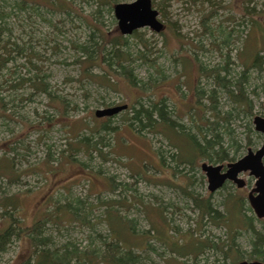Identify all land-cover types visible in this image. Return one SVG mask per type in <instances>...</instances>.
Returning <instances> with one entry per match:
<instances>
[{
  "label": "rangeland",
  "instance_id": "obj_1",
  "mask_svg": "<svg viewBox=\"0 0 264 264\" xmlns=\"http://www.w3.org/2000/svg\"><path fill=\"white\" fill-rule=\"evenodd\" d=\"M133 1L0 0V14L6 16L0 18V28H5L0 40L8 38L24 50L0 72V199L15 202L14 209L6 210L11 216L2 217L0 208V231L11 224L12 233L0 264H22L34 257L28 238L17 233L37 221L45 248L60 254L100 250L112 241L108 211L134 221V234L125 240L140 255V264H237L249 259L252 231L264 234V218L257 220L247 201L254 178L244 173L245 187L227 182L210 193L201 170L203 163L225 168L262 144L253 118L264 117V51H259L257 67L250 61L255 51L264 50L259 30L264 28V0H151L162 31L138 29L125 37L123 47L114 48L110 41L120 33L113 7ZM118 49L142 89L107 71L110 55ZM246 67L243 94L249 110L209 75L220 69L229 89ZM35 75L50 97L28 83L11 87ZM160 99L185 133L201 138L205 133L200 130L217 122L220 146L215 149L222 148L225 160L185 152L176 124L168 133L146 128L138 134L126 121L131 116L127 110L110 118L94 116L96 110ZM102 125L115 130L104 131ZM210 133L207 139L213 138ZM86 137L91 143L103 137L100 153L66 151ZM177 141L179 157H193L190 166L176 165ZM187 194L208 198L222 214V202L230 195L232 207L225 208L229 225L209 223ZM237 201L243 202V214L236 212ZM244 216L252 218L248 228ZM167 243L181 253L173 255ZM196 244L199 251L184 255Z\"/></svg>",
  "mask_w": 264,
  "mask_h": 264
},
{
  "label": "trees",
  "instance_id": "obj_2",
  "mask_svg": "<svg viewBox=\"0 0 264 264\" xmlns=\"http://www.w3.org/2000/svg\"><path fill=\"white\" fill-rule=\"evenodd\" d=\"M21 4L26 2L27 0H20ZM193 1V0H192ZM23 2V3H22ZM46 4V2L44 3ZM6 16H3L0 14V18L2 21ZM253 22V21H252ZM1 23V22H0ZM2 30L5 31V28H0V37L2 34ZM261 31V44L262 48L264 49V28H259ZM162 31V30H161ZM160 31V32H161ZM159 32V33H160ZM134 33V32H133ZM132 33V34H133ZM131 34V35H132ZM130 36V35H128ZM127 36H122L121 34L115 38H113L110 43L111 45L115 47H123L126 44V38ZM121 49V48H119ZM116 50L114 53L112 52V55H110L109 60L111 62L107 63V71L111 74L117 75V76H123L126 80V82L131 86V87H137L139 89H142V85H139L138 80L132 75V71L124 65L125 63V57L124 53H122L121 50ZM259 51H264V50H258L253 53V59H251V67H257L258 63L260 62L261 58L259 55ZM24 53L23 49H19L18 46H16L14 43H10L9 39L3 41L0 40V72L4 69H6L7 63H10L15 59V56H21ZM102 60L105 61V56L102 58ZM219 70L220 69H212L210 70V74L212 75V81L215 86L221 87L226 89V92L229 93L231 97H233L234 101H237L238 103L243 104L247 110H249V102L247 98H245V95L243 94V82L245 80L244 78V72L248 70L246 67L240 77L236 78L232 83L229 82V89L226 88L223 84V78H220L219 76ZM198 72L200 74L203 73V69L198 67ZM24 83H28L33 87V89L37 91H41L43 93H47V95L50 97V94L47 92L45 85L42 84L43 81L38 77L37 75L34 76V78H21L19 79V82L13 86L12 88L16 85L22 86ZM233 89H231V88ZM236 92V93H235ZM213 93V92H212ZM211 93V94H212ZM209 100L212 102L215 99L212 96L208 97ZM165 100L160 99L157 100L156 102L153 103H148V105H145L141 102H136V105H132L131 107H128L127 105V112H131V116L126 119L128 121L129 127H131L134 131H136L138 134L142 133L144 129L148 128V131L154 132V133H159L161 132V129L166 130L168 133V130L173 131V126L176 124L173 120L170 119L166 108H165ZM64 104V102H63ZM207 108L213 110V106H208ZM126 110L120 112L123 113ZM243 112V110H240ZM119 113V114H120ZM248 113H250L248 111ZM118 115V114H117ZM229 114H226L223 120H227ZM114 117V116H112ZM110 118V117H108ZM100 119V118H98ZM178 127H180V131L177 133V137L179 139H184L186 141V150L185 152L189 151V153H195L197 157H201L205 155L208 157L210 161L214 160L215 162H223L225 160L224 153L222 148L215 149V146H220L218 139H217V122L211 124V129L210 130H200V132H204L205 135H202V137H197V135H192L185 133L183 128L176 124ZM100 128H102L104 131H114L115 128L109 127L107 125H102ZM198 128V127H197ZM201 128V127H199ZM198 128V129H199ZM176 130V129H175ZM211 132V136L213 138H208L206 137V134ZM216 138V140H215ZM104 139L103 137H99L95 142H90L88 137L86 138H79L76 141V145L69 144L68 148L66 151H82L85 153L90 154L91 152H98L100 146H105L103 143ZM181 140H179L180 142ZM178 141L176 142L174 148L176 149V154L174 157L175 162H177L176 165L178 164H183V166H190L193 162V157L192 159H181L179 157L180 152L178 146H181ZM99 146V147H98ZM71 147V148H70ZM70 148V149H69ZM69 153L68 158L72 160V154ZM188 153V154H189ZM161 158V157H160ZM213 158V159H212ZM163 160V158H161ZM187 196L192 199L194 209L198 210L199 214L202 216H205L209 218V223L213 224H218L222 223L224 225H229L228 224V216L225 214V208L230 206L232 207L231 203L228 202V196L223 202L222 206L224 208V213L218 212L216 209L214 210L210 204V201L207 199L203 198H194L192 194H187ZM237 207L236 212L238 214H243L244 212V207H243V202L242 201H237L236 203ZM235 204H233V208L235 209ZM68 206V204H67ZM15 208V202L14 199L12 198H1L0 199V208L3 209L4 213L1 215L4 217V215L8 214V211H6L8 208ZM76 209V208H73ZM76 211L72 212L71 214H75ZM9 216L10 213L8 214ZM106 224L109 228V235L112 238L111 242L105 243L104 247L100 250H92L81 253L78 251H70L67 252L66 250L63 251L60 254V250H50L45 248L46 245V240L45 238L41 237V223L39 221L35 222L30 228H19V232L17 235L20 234H25L30 242V245L34 257L29 258L25 260L22 264H70L72 261L75 262V264L79 263H84V264H140L141 263V257L139 254L133 252V247L132 245L125 240L126 236L129 234H134V229H135V224L134 221L131 219H126L120 215H115L111 211H108L106 213ZM242 216V215H241ZM160 217V216H159ZM243 217V216H242ZM244 218L247 220V227L250 226V222L252 218L244 216ZM163 221H165L162 218ZM14 223L17 224V220L14 218L12 219ZM218 222V223H217ZM13 223V224H14ZM157 231V224L155 223V228ZM129 231V232H128ZM163 233V232H162ZM148 234V233H146ZM12 236L11 233V224L4 228L3 230L0 231V253L4 251V246L5 243L10 239ZM157 236V235H156ZM251 245H252V250L251 253L249 254V259L248 261H259L264 263V234H261L257 231H252L251 233ZM156 238V237H155ZM178 238H183V237H178ZM176 240V239H175ZM167 241V239H166ZM179 242V239L176 240ZM174 241V242H176ZM200 243V242H199ZM127 244V245H125ZM203 244V243H202ZM168 250L174 255L181 253V251L175 247V245L172 244H165ZM207 245V244H206ZM140 247V246H139ZM202 247V246H201ZM204 248L206 247L205 245L203 246ZM209 247H213L217 250L220 251V247L217 245L211 244ZM199 244L194 246L190 245V251L187 254H193L195 251H199ZM183 255V256H184ZM241 261V260H240Z\"/></svg>",
  "mask_w": 264,
  "mask_h": 264
},
{
  "label": "water",
  "instance_id": "obj_3",
  "mask_svg": "<svg viewBox=\"0 0 264 264\" xmlns=\"http://www.w3.org/2000/svg\"><path fill=\"white\" fill-rule=\"evenodd\" d=\"M114 18L117 21V28L122 36L131 35L141 28H149L155 33L163 29L162 22L158 19V12L152 8L151 0H135L131 3H118L113 7ZM264 108V102H263ZM127 109V105H118L96 110V118H108L119 114ZM254 130L263 135L261 146L252 151L247 150L239 160L228 163L225 168L221 165H211L203 163L201 170L207 179V189L214 193L226 182H232L237 188H242L245 182L239 177L243 173L255 178V186L248 193V204L256 218L264 217V117L255 116L253 118ZM222 169L224 171L222 172ZM237 264H264L259 261H242Z\"/></svg>",
  "mask_w": 264,
  "mask_h": 264
},
{
  "label": "flooded vegetation",
  "instance_id": "obj_4",
  "mask_svg": "<svg viewBox=\"0 0 264 264\" xmlns=\"http://www.w3.org/2000/svg\"><path fill=\"white\" fill-rule=\"evenodd\" d=\"M223 171H224V169H222V172H223ZM243 174H244V173H243ZM241 175H242V174H241ZM239 177H240V176H239ZM251 177H252V176H251ZM254 182H255V178H254ZM226 183H227V182H226ZM231 183H232V182H231ZM233 184H234V183H233ZM234 185H235V184H234ZM245 186H246V184L244 185V187H245ZM254 186H255V183H254ZM235 187H236V186H235ZM238 189H241V188H238ZM252 189H253V188H252ZM252 189H251V190H252ZM251 190H250V191H251ZM250 191H249V192H250ZM249 192H248V193H249ZM247 197H248V194H247ZM247 201H248V199H247ZM248 205H249V204H248ZM249 208H250V206H249ZM250 210L252 211L251 208H250ZM252 212H253V211H252ZM253 214H254V213H253ZM254 216H255V215H254ZM255 218H256V216H255ZM263 218H264V217H263ZM263 218H261V219H263ZM256 219L259 220L258 218H256ZM240 262H242V261H240ZM247 262H253V261H247ZM238 263H239V262H238ZM262 263H263V262H262Z\"/></svg>",
  "mask_w": 264,
  "mask_h": 264
}]
</instances>
